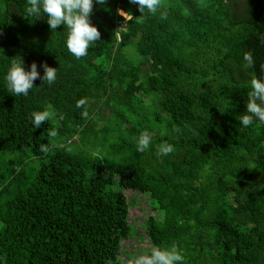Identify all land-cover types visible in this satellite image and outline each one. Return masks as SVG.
I'll return each instance as SVG.
<instances>
[{"label": "trees", "instance_id": "obj_1", "mask_svg": "<svg viewBox=\"0 0 264 264\" xmlns=\"http://www.w3.org/2000/svg\"><path fill=\"white\" fill-rule=\"evenodd\" d=\"M29 6L0 0V264H116L131 233L124 191L153 201L143 255L175 246L183 264H264V123H239L242 53L262 75L264 0L94 4L100 40L79 58ZM20 58L38 77L56 68L55 82L13 95L4 75Z\"/></svg>", "mask_w": 264, "mask_h": 264}, {"label": "clouds", "instance_id": "obj_2", "mask_svg": "<svg viewBox=\"0 0 264 264\" xmlns=\"http://www.w3.org/2000/svg\"><path fill=\"white\" fill-rule=\"evenodd\" d=\"M158 2L159 0H128L129 4L135 5L140 14H143L145 10L154 13ZM106 3L107 0H29L30 6L27 8V13L37 15L42 11L50 31H56L58 26L63 25L67 31L65 47L70 54L79 58L85 56L88 48L100 40L101 34L91 23L90 17L94 4ZM131 18L128 14V19ZM240 61L242 70L249 75L247 83L250 90L247 92L246 112L239 117L240 125L247 128L254 121L264 123V80L251 71L255 63L251 52L242 53ZM41 66L44 68V74L38 77L35 62L28 66V70H25L22 58L13 60L4 75L7 90L16 96H27L37 78L41 79L42 84L55 82L56 68L43 64ZM52 115L50 111H38L31 113L29 119L35 129L39 128L42 122H47ZM151 142L149 134L142 133L137 139L136 150L144 152ZM172 151L171 145L164 144L160 146L158 154L166 156ZM135 264H183V256L175 246L153 247L150 253L137 257Z\"/></svg>", "mask_w": 264, "mask_h": 264}, {"label": "rangeland", "instance_id": "obj_3", "mask_svg": "<svg viewBox=\"0 0 264 264\" xmlns=\"http://www.w3.org/2000/svg\"><path fill=\"white\" fill-rule=\"evenodd\" d=\"M124 194L129 207L128 226L131 233L128 240L122 242L116 254V264H135L136 258L143 255L141 252L149 247L144 238L143 226L147 217L153 214L152 208L154 207H152L153 201L149 200L148 194L131 191H124Z\"/></svg>", "mask_w": 264, "mask_h": 264}, {"label": "water", "instance_id": "obj_4", "mask_svg": "<svg viewBox=\"0 0 264 264\" xmlns=\"http://www.w3.org/2000/svg\"><path fill=\"white\" fill-rule=\"evenodd\" d=\"M261 69H262L261 79L264 80V58H263Z\"/></svg>", "mask_w": 264, "mask_h": 264}]
</instances>
